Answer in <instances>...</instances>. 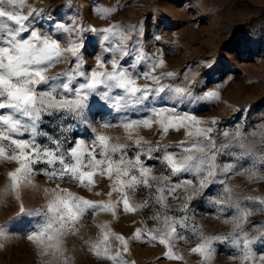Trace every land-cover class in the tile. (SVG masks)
Wrapping results in <instances>:
<instances>
[{
	"label": "rangeland",
	"instance_id": "374dc122",
	"mask_svg": "<svg viewBox=\"0 0 264 264\" xmlns=\"http://www.w3.org/2000/svg\"><path fill=\"white\" fill-rule=\"evenodd\" d=\"M0 5L9 12L28 17L24 21L26 30L20 31L17 37L19 40L31 39L35 31L41 38L55 40L61 48L66 49L70 42L81 43L78 55L85 73L95 70L98 61H104L111 71L110 61L115 58L122 68L137 77L141 87L155 89L157 85L143 79L141 74L159 57L165 61V67L158 69L156 75L176 73L174 79H163L161 83L187 87L192 93L190 97H178L167 90L158 95L150 91L138 103H125V94L120 89H112L107 98H102L100 93L108 89L101 85L96 93H88L85 106L77 112L52 109L42 112L36 122L35 136L23 130L22 135L12 134L15 139L30 140L42 149L57 151V155L69 153L81 140L91 146L97 134H104L126 142L129 145L127 158L133 159L140 154L141 162L151 168L156 177L150 181L151 188L140 185L135 193H129L133 203L148 201V207L135 214H125L118 207L114 218L110 213L94 215L89 210L77 225L79 231L68 233L64 238V256L69 264H111L95 256L88 244L100 236L96 225L105 223L128 240L127 253L115 239L110 241L112 251L119 249L126 264H240L234 257H239L241 251L230 240L213 242L214 254L210 261L190 251L196 246L199 233L208 237L233 233V224L224 221L231 220L236 209L215 202L224 197L225 186L232 188L234 200H239L242 207L252 212L243 230L250 239L255 238L251 247L256 256L264 255V227H261L264 226V205L255 199H264V0H26L23 6L0 0ZM99 8H115L116 11L101 18L97 13ZM0 24L7 25L0 30V47H5L8 45L4 41L10 39L9 31L19 26L6 17H0ZM61 24L69 31L59 29L57 26ZM112 25H119L129 37L127 57L120 58L112 51L120 43L118 37H110L107 41L103 38L105 33L101 30ZM91 28L97 31L92 32ZM140 49L146 59L133 67ZM76 63L77 58L68 55L66 60L61 59L49 67L48 82L36 85L37 92L55 88L58 99H75V89L86 80L76 77L71 84L72 92H64L62 84L68 82L63 74L74 69ZM213 91L219 94L218 100L203 99L206 93ZM161 111L216 120L215 124L205 125L213 128L211 139L218 150L215 182L197 191L190 200L187 197L193 190L185 191L184 188L177 189V198L168 196L167 199L169 215L187 217V227H178V232L187 237L188 242L178 240L175 246V251L184 257L183 261L167 259L166 249L148 242L146 237L142 241L132 239L137 228L156 227L151 217L164 212L155 200L158 185H177L192 180L198 188L199 177L186 172L172 175L163 160L165 152L179 158L182 141L185 146L200 142L187 137L183 129L170 130L163 135L156 125L150 129L141 128L133 137L145 142L139 148L126 140L120 125L154 119V113ZM9 113L10 109H0V114ZM14 115L23 123H31L19 114ZM237 132L239 139L235 135ZM240 143L245 147H239ZM225 145L230 147L225 148ZM149 146L159 150L152 151L149 156ZM216 150L209 148L206 152ZM65 158L67 161L68 157ZM15 167L14 163L0 162V264H64L62 258L42 255L41 249L28 239L45 220L50 190L67 189L88 200L107 201L109 197L104 193L110 190L111 181L98 176L96 186L89 191L69 176L63 179L51 176L52 171L60 169L58 162L52 165L36 163L33 182L21 188L18 200L15 194L5 191L7 173ZM165 176L170 180L165 181ZM117 198L118 194L113 193L112 201ZM185 203L188 204L187 212L181 211ZM193 226L198 229L197 233L192 231ZM236 234L239 235V230Z\"/></svg>",
	"mask_w": 264,
	"mask_h": 264
},
{
	"label": "snow or ice",
	"instance_id": "6c2138e0",
	"mask_svg": "<svg viewBox=\"0 0 264 264\" xmlns=\"http://www.w3.org/2000/svg\"><path fill=\"white\" fill-rule=\"evenodd\" d=\"M6 2L13 6H23L26 0H6ZM115 11V8L97 9L101 18H106ZM0 17H6L7 20L19 26L15 31H9L10 39L4 41L8 46L0 47V98H3L0 99V109L11 110L9 114H0V162L16 165L7 173L5 191L15 194L16 199L19 200L21 188L31 185L33 182V165L41 162L49 165L58 162L61 167L58 171H52L51 176H59L61 179L64 176H69L89 191L96 186V177L98 176L111 181L110 190L104 193L109 197L107 201H92L76 196L67 189H54L46 206L47 212L44 222L37 231L28 236V239L41 249L42 255H51L53 258L59 257L64 260V264H69L68 259L64 256V238L68 233L75 234L79 231L77 225L88 211L92 210L94 215L110 213L115 218L119 207L125 214H135L141 208L148 207V201L133 203V198L129 193H135L140 185L151 188L150 181H154L156 177L152 175V169L141 162L140 154H137L133 159L127 158L126 149L129 145L126 142H120L118 139L113 140L112 137L104 134H97L91 146L81 140L75 144L69 153L60 155H57V151L42 149L30 140L15 139L12 134L22 135L23 132H30L35 136L37 134L36 122L40 119L42 112L49 109L77 112L85 106L88 93H96L101 85L108 89V91L100 93L102 98H107L112 89H120L125 94V103H138L146 98L150 91H154L158 95L167 90L178 97H190L192 93L187 87L161 83L163 79H174L176 76L174 72H165L162 75L155 74L158 69L165 67L163 58H156L147 66V71L141 74L143 79L157 85L155 89L141 87L137 77L122 68L119 59L115 58L110 61L111 71L108 70L104 61H98L95 70L85 73L81 70L78 55L82 47L81 43L70 42L66 49L61 48V45L55 40L48 37L41 38L40 34L35 31L31 33V39L19 40L17 37L20 31L26 30L24 21L28 17L16 12H9L2 5H0ZM57 27L65 32L69 31L62 24ZM6 28L7 25L0 24V30ZM89 30L97 31L95 28ZM101 31L105 33L103 38L106 41L110 37H118L120 43L112 51L118 53L120 58L129 55L126 48L129 37L119 25H112ZM68 55L76 57L77 63L74 69H69L63 74L68 80L67 83L62 84L64 92L73 91L71 84L76 77H82L86 80V83L75 89L76 98L58 99L54 94L55 88L48 92H37L36 85L48 82L46 72L49 67L60 62L61 59L66 60ZM145 59L143 49H140L133 67ZM5 61H7L6 65ZM203 99L218 100L219 94L215 91L208 92ZM14 114L27 118L31 123H23ZM154 117V119L128 121L120 125L126 135V140L132 141L139 148L145 142L142 138L133 139V137L141 128L150 129L156 125L163 135H167L170 130L180 131L183 129L187 137L200 142L185 146V142L182 141V154L179 158L174 154L165 152L163 160L171 170L172 175L186 172L199 177L198 188L193 185L192 180H185L182 184L177 185L171 183L158 185L155 200L164 209V212L151 217L156 221V227L151 229L137 228L132 239L142 241L146 237L148 242H155L166 249L165 257L167 259L183 261L184 257L175 251V246L178 240L188 242V238L178 232V227H187V217L177 218L169 215L167 213V199L168 196L177 198L175 196L177 189L184 188L185 191L193 190L187 197L190 200L197 191L215 182L218 150H216L215 141L211 139L213 128L205 125L215 124L216 120H203L188 113L181 115L176 112L163 111L154 113ZM224 135L228 136V133ZM235 135L239 139L240 133L237 132ZM224 147L227 148L230 145ZM239 147L244 148L245 145L240 143ZM209 148L216 151L207 153L206 149ZM158 150V148L149 146L147 153L150 156L152 151ZM65 156L68 157L67 161ZM163 179L165 181L170 180L167 176ZM45 191L48 192L49 190L45 189ZM232 191V188L225 186L223 188L224 197L215 202L225 208L236 209L231 220L225 219L224 221L233 224V233L230 236L212 237L199 233L196 246L192 247L190 251L192 254L202 257L204 261H210L214 254L213 242L230 240V243L241 251L239 257H234V259L240 260V264H257V261L259 264H264V255L257 257L252 250L251 245L255 242V238L250 239L248 233L243 230V226L252 212L247 207H242L239 200L233 199ZM113 193L118 194L116 201L111 199ZM100 194L97 193V195ZM246 199L253 200L254 198L246 197ZM255 199L259 204L264 205V199ZM187 208L188 204L185 203L181 211L187 212ZM21 211H23L22 205ZM96 227L99 229L100 236L96 241H88L89 250L98 258L111 261V264H126L119 249L115 252L112 251L110 241L115 239L122 246L123 252L127 253L128 240L123 235L113 232L107 223L98 224ZM237 230H239V235L236 234ZM192 231L197 233L198 229L193 226Z\"/></svg>",
	"mask_w": 264,
	"mask_h": 264
},
{
	"label": "clouds",
	"instance_id": "9594fccd",
	"mask_svg": "<svg viewBox=\"0 0 264 264\" xmlns=\"http://www.w3.org/2000/svg\"><path fill=\"white\" fill-rule=\"evenodd\" d=\"M4 63H5V65H6V64H7V61H5ZM5 71H6V69H5ZM53 190H54V189L50 190V192H52Z\"/></svg>",
	"mask_w": 264,
	"mask_h": 264
}]
</instances>
